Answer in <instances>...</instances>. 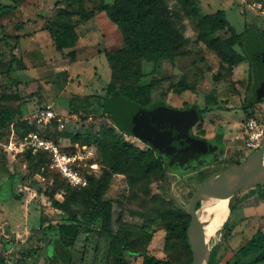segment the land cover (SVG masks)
<instances>
[{
    "label": "rangeland",
    "instance_id": "374dc122",
    "mask_svg": "<svg viewBox=\"0 0 264 264\" xmlns=\"http://www.w3.org/2000/svg\"><path fill=\"white\" fill-rule=\"evenodd\" d=\"M163 1L160 31L173 41L174 60H138L123 52L124 34L104 9L115 0H0L15 6L0 21V92L11 95L0 101V110L20 107L22 111L13 122L0 120V202L19 203L23 191L30 192L26 204L32 211L26 222L32 227L31 235L42 242L19 253L12 263L50 264L52 246L59 237L56 224L78 220L86 225L87 199H100L120 204L121 240L101 231L97 221L88 225L93 232L76 240L71 263L57 264H106L109 253L122 255L127 264H141L144 252L182 264L191 255L177 239H167L168 225L189 222L181 209L188 211L198 189L261 146L264 100L251 111L244 110L252 93L250 62L229 65L201 37L198 18L185 0ZM194 3L200 14L223 9L237 33L248 27L264 33V0ZM255 31L244 41L248 56L257 46L250 40ZM227 35L218 31L210 38L225 39ZM169 40L161 38L159 44L168 47ZM235 48L241 51L240 46ZM137 70L144 74L142 83L156 80L151 90L154 103L182 110L209 107L190 133L208 140L221 132L220 145L210 148V143L208 154L186 164L155 149L160 159L157 166L114 172L106 163V147L101 143L104 133L114 131L129 145L150 149L145 141L124 133L104 107L108 84L115 82L119 90L135 87ZM87 96L89 103L79 104V98L83 102ZM70 101L80 107L78 114H71ZM47 110H53L56 118L44 122L41 116ZM258 129L262 138L251 144V133ZM28 130L38 131L69 151L88 146L94 153L83 168L88 187L73 189L52 167L48 155L23 147ZM257 185L247 183L230 198L228 221L236 225L231 234L221 228L212 248L217 249L214 264H242V259L236 262L234 253L264 226V197L260 198L264 184ZM236 202L238 209L231 213V204ZM4 222L0 235L11 233Z\"/></svg>",
    "mask_w": 264,
    "mask_h": 264
},
{
    "label": "trees",
    "instance_id": "16d2710c",
    "mask_svg": "<svg viewBox=\"0 0 264 264\" xmlns=\"http://www.w3.org/2000/svg\"><path fill=\"white\" fill-rule=\"evenodd\" d=\"M185 4L192 10L191 14L198 18L199 29L201 37L214 49L218 55L229 65H236L245 60L251 64V73L249 86L253 87L254 74L252 62L244 49V41L247 35L253 31H259L257 27H248L242 33H237L236 29L230 24L227 19L226 12L223 9H218L215 12L200 14L198 7L194 0H185ZM164 1L163 0H115L112 5H104L109 17L122 30L126 42L124 53L134 56L136 59L160 60L170 59L174 60V52L172 42L167 36L160 31V22L163 23L162 16L164 15ZM15 10L14 5L0 3V21L2 18ZM218 31H226L228 34L225 39L210 38V36ZM263 36L264 33L259 31ZM18 38V36H17ZM169 40L168 47H163L159 44L160 39ZM238 45L241 51H238L235 46ZM110 59V57L108 56ZM114 70V68H113ZM135 80L137 84L135 87H123L119 90L115 82H111L107 86V95L105 97V111L109 117L119 126V120L122 114L127 109L128 105L136 106L142 111L152 109L159 103H154L151 97V90L156 85V80H151L148 83H142L144 74L142 71L135 72ZM11 98L6 92H0V101H6ZM261 99L259 102H262ZM90 97L87 96L82 102L79 98V104L89 103ZM71 114H78L80 107L76 106L73 101H70ZM253 107L245 111H251ZM198 116V121L201 115L209 112L211 109L205 107H193ZM22 114L20 107L10 108L4 107L0 110V120L4 122H13L15 118ZM197 121V122H198ZM31 130L25 132L24 136ZM125 133V130L122 129ZM189 138L192 140L202 142V148L208 151L210 141L206 139H197L189 133ZM222 133L219 132L214 139V142H221ZM102 145L106 147V163L113 167L114 172H127L132 168H140L144 165L155 167L159 164L158 151L146 142L150 147L149 150H141L129 145L124 139L114 131L111 134L104 133L102 136ZM39 155H47L40 152ZM240 163V162H239ZM67 183L65 179H63ZM68 184V183H67ZM69 185V184H68ZM70 186V185H69ZM258 186V185H257ZM72 187V186H70ZM88 186L81 188L86 189ZM256 187V186H255ZM73 189H78L72 187ZM264 192V191H262ZM261 192V193H262ZM264 194V193H262ZM260 195V198L264 195ZM89 211L84 215L86 225L80 223L78 220H68L56 224L59 237L53 243V254L50 264H57L59 262L71 263L73 259V247L76 240L83 233L93 232L88 225L100 221L101 231L109 234L114 240H121V216L122 208L120 204L113 200L87 199ZM238 203L231 204V213L238 209ZM182 208V207H181ZM186 215L190 217L187 209H181ZM189 222L170 223L167 228V239H177L179 245H184L187 252L191 255L189 260L182 264H191L193 255L189 244L188 229ZM235 223H230L228 220L224 224V229L231 234L235 229ZM231 238L233 235H224ZM236 262L242 264H262L264 263V226L259 227L250 239L240 246L234 253ZM211 259L209 264H214L213 259L217 255V249L214 248L211 252ZM122 256V255H120ZM114 256L109 253L106 256V264H127L122 261V257ZM0 264H7L5 257L0 254ZM141 264H173L168 259L158 258L148 252L143 253Z\"/></svg>",
    "mask_w": 264,
    "mask_h": 264
},
{
    "label": "water",
    "instance_id": "95a60500",
    "mask_svg": "<svg viewBox=\"0 0 264 264\" xmlns=\"http://www.w3.org/2000/svg\"><path fill=\"white\" fill-rule=\"evenodd\" d=\"M250 40L257 46L255 52L251 51L249 54L254 84L246 108L252 107L264 98V36L255 31L251 34ZM131 110L137 113L136 116H133ZM197 121L198 116L194 109L182 110L160 103L150 110L142 111L136 106L128 105L119 120V126L127 134L151 144L172 159L186 164L196 155L206 152L201 147L202 142L189 138L190 130ZM173 141L177 144H173ZM238 174H246L259 184H264V136L261 146L249 154L244 161L228 167L207 180L193 196L188 207L191 216L188 229L193 255L191 264H209L210 253L206 258V235L200 222L201 210L221 187L231 183ZM229 215L230 211L226 221Z\"/></svg>",
    "mask_w": 264,
    "mask_h": 264
},
{
    "label": "built area",
    "instance_id": "2783aa9c",
    "mask_svg": "<svg viewBox=\"0 0 264 264\" xmlns=\"http://www.w3.org/2000/svg\"><path fill=\"white\" fill-rule=\"evenodd\" d=\"M55 118L56 115L53 110L44 111L41 116V120L44 122H49ZM261 138L262 131L259 129L254 131L250 136L251 144ZM22 146L28 147L34 154L46 153L50 158L52 167L72 187L84 188L88 185V179L83 173V168L87 166V161L94 155L88 146H77L73 151H69L55 140L34 130L29 131L24 136Z\"/></svg>",
    "mask_w": 264,
    "mask_h": 264
},
{
    "label": "crops",
    "instance_id": "0c3cea01",
    "mask_svg": "<svg viewBox=\"0 0 264 264\" xmlns=\"http://www.w3.org/2000/svg\"><path fill=\"white\" fill-rule=\"evenodd\" d=\"M214 138L215 136L208 137V141H212ZM23 193L22 200L19 203H12L10 200L0 202V224L2 220H5L6 222L4 223L8 224V229L11 232L8 235H0V254L5 257L7 264H15L12 263V260L18 258L19 253H22L25 250L27 253L30 248L35 246V244L42 245V242L38 241L37 238H35V235H31L32 227L26 222L27 217L31 215L30 213L32 211L29 203L26 204L27 195L31 193L26 191H23ZM13 198L14 192L12 199ZM262 208H264V205ZM36 212H38L40 217L39 211L36 210ZM50 254L52 257L53 246ZM26 264L30 263L27 262Z\"/></svg>",
    "mask_w": 264,
    "mask_h": 264
},
{
    "label": "bare ground",
    "instance_id": "6f19581e",
    "mask_svg": "<svg viewBox=\"0 0 264 264\" xmlns=\"http://www.w3.org/2000/svg\"><path fill=\"white\" fill-rule=\"evenodd\" d=\"M131 113L133 116H136L137 114L133 110H131ZM250 182H256L259 185L256 180L252 179L248 175L238 174L231 183L221 187L219 191L209 200L208 204L201 210L200 222L206 235V258L212 250L215 242L219 240V232L230 211V198L237 193L243 185Z\"/></svg>",
    "mask_w": 264,
    "mask_h": 264
},
{
    "label": "flooded vegetation",
    "instance_id": "af4514ba",
    "mask_svg": "<svg viewBox=\"0 0 264 264\" xmlns=\"http://www.w3.org/2000/svg\"><path fill=\"white\" fill-rule=\"evenodd\" d=\"M216 138V137H215ZM211 142V144L212 145H210V148H214V146L216 145V146H219L220 145V142H214V141H210ZM173 144H177V142L176 141H173ZM209 153V151H207L206 153H204V154H208ZM204 154H198V155H196L195 157H197V156H200V155H204ZM196 159V158H195ZM194 158H193V160H195ZM190 162V161H189ZM188 162V163H189Z\"/></svg>",
    "mask_w": 264,
    "mask_h": 264
}]
</instances>
